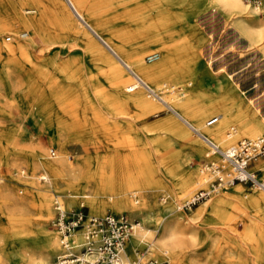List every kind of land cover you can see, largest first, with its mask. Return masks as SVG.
<instances>
[{
  "label": "bare ground",
  "instance_id": "bare-ground-1",
  "mask_svg": "<svg viewBox=\"0 0 264 264\" xmlns=\"http://www.w3.org/2000/svg\"><path fill=\"white\" fill-rule=\"evenodd\" d=\"M31 1L0 0V33L13 29L12 26L21 25L25 27L27 35L24 43L0 47V56L14 57L17 54L28 58V93L33 117L45 112L48 100L60 82L55 81L53 71L59 70L62 75L75 81L81 91L82 104L90 106L95 116L104 113L101 112V105L111 108L113 115L120 112L123 114L124 109L130 105L150 111L156 107L153 102L156 100L197 136L188 143V148L198 156L202 151L205 155L209 149L203 150L205 144H214L218 153L233 145L231 143L223 148L220 146L221 135L227 127L224 140L231 139L234 132L236 136L246 134L250 138L264 132V115L258 108L257 100L245 95V90L234 80L231 72L222 73V66H213L215 59L214 55L209 54L210 41L209 37L204 36V30L197 26L192 16L176 19L175 7L180 3L178 0H42L44 3L39 1L35 9L24 7ZM205 2L213 12L220 15L222 13L230 20L237 38L244 40L246 45L255 47L264 57V9L258 10L244 0ZM150 6L152 10L153 7L157 8L154 18L159 27L151 45L146 48L151 47L161 53V57L153 63H147L141 54L132 52L131 47L127 46L132 40L129 36L143 33L141 22L144 15H149ZM21 9L34 14L26 16ZM196 10L195 8L192 13ZM46 12L51 14L61 29H66L74 37H81L91 60L104 65L99 72L106 80L105 85L97 80L94 83L91 75L76 76L71 70H66V67L64 69L62 64L53 65L51 59L42 58L43 50L54 43L44 27L43 17ZM181 21L186 24L183 25ZM34 33L42 39L40 48L35 45ZM103 47L108 53L103 52ZM212 81L215 82L216 89H221V108L217 112V120H221L209 126L208 120L203 121L202 118L217 107L208 94L207 86H213ZM56 101L64 111L77 102L73 97L65 100L57 98ZM118 142L112 149L107 147L103 156L96 151L91 156L76 155L73 158L60 144L61 151L53 159L46 161L39 157L42 146L33 148L32 155H29V167L32 170L42 168L43 172L39 173L37 179L44 178L45 181L39 185L36 180L29 208L24 204L27 201L24 197L14 198L7 208V227L12 235L9 247L6 248L5 243L0 242V264L8 261L11 264H48L50 253L58 256L62 252L57 236L45 227L47 218L54 212V200L67 208L79 201L80 205L87 204L94 213H103L105 210L117 213L127 211L131 217L143 218L151 204L149 198L145 192L141 193V200L132 199L131 196L145 190L147 175L140 168L146 163L145 157L140 155L141 151L126 154L121 152L120 146L135 144L130 138L126 142ZM8 161L11 163L10 159ZM180 164H187V160L179 161L178 165ZM255 168L261 169L263 172L259 175L264 176V159L256 162ZM199 171L197 173L194 168L184 174L177 183L176 190L170 192L176 209H179V199L194 188L199 177L202 178L201 170ZM195 175H198V179ZM191 194H186L185 197ZM255 197L258 203L264 204V194L257 193ZM161 199L164 200L165 197L161 196ZM224 203V197L216 196L207 209H200L199 212L214 213L220 209L223 212ZM170 204L164 206L165 214L154 221L158 226V233L155 241L153 235L150 243H147L149 252L158 257L170 250L175 256V264L192 263L193 259L184 258L179 250L184 243L195 244L198 239L196 227L187 226L179 220L181 217L178 219L176 215H170ZM223 214L221 219L224 226L220 232L224 239L223 245L230 249V233L234 232L229 229L232 219L229 214ZM144 230L145 227L140 222L139 228L132 234L128 254H135L141 248L133 247V244H143L144 239L141 238L149 229ZM230 258L232 260V256L227 257Z\"/></svg>",
  "mask_w": 264,
  "mask_h": 264
},
{
  "label": "rangeland",
  "instance_id": "rangeland-1",
  "mask_svg": "<svg viewBox=\"0 0 264 264\" xmlns=\"http://www.w3.org/2000/svg\"><path fill=\"white\" fill-rule=\"evenodd\" d=\"M39 1L41 4L44 3L42 0H32L24 7L35 9ZM102 1L100 0V2ZM178 2L181 4L179 3L175 7L176 19L181 20L187 15L192 16L191 18L197 26L204 30V36L209 37V54L214 55L213 59H215L213 66H222V73L231 72L234 80L245 90V95L257 100L258 108L260 107L259 110L264 115V57L255 47L248 46L244 40L237 38L230 20L222 13L220 15L213 12L205 0H178ZM150 8L149 15H144L141 22L143 33L138 36L135 34L129 36L132 40L127 45L131 47L132 52L141 54L144 60L146 55L156 52L157 58L152 61L145 60L147 63H153L161 57V53L157 49L146 48L151 45L159 27L154 18L157 8L153 7V10L151 6ZM195 8L197 10L193 14L192 11ZM21 11L26 16L34 14L26 13L22 9ZM43 23L45 29L53 37H49V39L54 40L53 44L43 50L41 56L44 60L51 59L53 65L62 64L64 69L66 67V70H71L76 76L91 75L94 83L97 80L101 84H106L105 78L99 72V69L104 65L91 60L81 37H74L66 29H61L48 12L43 17ZM181 23L186 24L184 21ZM12 28L0 33V47L27 41V35L26 37L19 36V33L26 32L24 26L15 25ZM7 36L10 39H7ZM33 38L36 47L40 48L39 46L43 44L42 39L35 33ZM204 45L205 42L202 43V46ZM102 49L103 52L108 53L105 47ZM113 62L116 63L115 60ZM28 67V58L25 56H17V54L14 57L4 56L1 58L0 56V242L5 243L6 248L9 247L12 235L7 227V208L16 197H24L27 200L24 204L29 208L33 200V193H35L33 186L36 185V180L39 185L45 181L41 178L37 179L39 173L43 172L42 168L32 170L29 167V155H32L34 147L42 146L39 157L44 161L53 159L52 157L61 151L60 144L63 145L67 153L71 154L72 158L76 155L78 157L91 156L96 151H99V155L103 156L107 147L112 149L116 143H119L118 141L126 142L130 138L135 144L120 146L122 147L121 152L123 154L130 151L142 152L140 155L145 157L144 162L146 163L140 168L146 172L148 180L144 184L145 190L139 191L131 198L141 200V193L145 192L151 202L143 214V218L134 217L138 218L145 230H149H144L145 236L141 238L144 239L143 244H133V247L143 248L144 245L150 243L151 237L154 236V241L156 240L158 226L154 221L165 214L164 206L171 203L170 215L181 217L178 219L187 226H195L198 234L195 244L184 243L180 250L178 249L184 258L193 259L192 263L190 261V263L183 264H264V204L258 203L255 197L257 193L264 194V191L248 190L243 184H233L225 190L213 193L208 200L193 206L189 211L176 209L175 201H171L172 194L170 192L176 190V185L182 176L194 168L197 173L200 172L202 164L207 161L208 157L204 155V151L199 156L189 151L188 143L196 139L197 136L187 130L184 124L167 108L153 100L156 107L150 111L130 105L124 109L123 114L120 112L112 115L111 108L101 105V112L104 113L101 116H95L94 110L90 106L82 104L81 91L75 81L62 75L59 70H54L55 81L60 80L57 83L59 86L50 96L43 115L40 113L39 118L38 116L35 118L31 112L28 93ZM124 71L127 73L126 70ZM214 84L215 82L212 81L213 86H207V88L210 99L215 102L217 107L208 112L202 118L203 121L212 116H218L217 112L221 108V89H216ZM70 97L76 99L77 102L66 111L61 110L56 99L65 100ZM220 120L221 118H218L210 125H214ZM177 128L180 130L178 131ZM226 130L228 127L221 135V148L231 143L236 144L242 138H250L246 134L236 136L234 132L231 139L224 140ZM263 134L264 132L258 135ZM206 148L208 146L205 144L203 150ZM50 150L54 151L53 155L50 154ZM263 158L264 154L251 159L249 170L254 172L257 178L264 180V176L259 175L263 171L255 168L256 162ZM8 159L11 160V163ZM183 159L187 160V164L178 165V162ZM212 159L217 161L219 154L211 155L210 160ZM195 178L198 179V175H195ZM202 184L205 187L208 186V182ZM199 185H193L194 188L186 194L196 191ZM186 194L179 199V202L187 198ZM161 196H164L165 199L162 200ZM216 196L225 198V203L222 206L223 212L221 209L214 213L199 212L200 209H207ZM49 198H52L51 192ZM83 204L80 205V202L77 201L74 206L70 207L83 206L94 215H103L108 212L117 213L113 210L94 213L91 212L87 204ZM223 213L229 214L232 219L229 229L234 232L230 233V249L223 245L224 239L220 232L224 226L223 219H221ZM53 215L54 212L47 218L45 227L57 236L50 223ZM167 251V254L158 257L150 251V256H155L159 261L165 259L170 264H175L173 252ZM49 256L48 264L54 260L56 254L50 253ZM128 256L132 258L134 254H128ZM228 256H232V260L231 258L227 259ZM6 264L11 263L8 261Z\"/></svg>",
  "mask_w": 264,
  "mask_h": 264
},
{
  "label": "built area",
  "instance_id": "built-area-1",
  "mask_svg": "<svg viewBox=\"0 0 264 264\" xmlns=\"http://www.w3.org/2000/svg\"><path fill=\"white\" fill-rule=\"evenodd\" d=\"M244 1L258 10L264 9V0ZM19 36L24 37L26 33L21 32ZM145 58L146 61H152L157 58V53L148 54ZM216 120L217 116H212L207 124ZM208 148L205 153L208 159L200 169L204 173H201L202 178L197 183L200 185L189 197L180 201V210L189 211L193 206L208 200L214 192L237 183L243 184L248 190L264 191V180L249 170L251 159L264 154V134L238 140L220 153L214 144H209ZM50 154L53 155L54 151L50 150ZM213 154H219L217 161L210 160ZM206 182L207 187L202 184ZM53 207L54 215L50 223L58 236L62 252L50 264H170L165 259L159 261L150 256L149 243L137 249L132 258L128 256L132 234L139 228L140 221L127 212L94 215L83 206L67 208L57 200L53 201Z\"/></svg>",
  "mask_w": 264,
  "mask_h": 264
},
{
  "label": "crops",
  "instance_id": "crops-1",
  "mask_svg": "<svg viewBox=\"0 0 264 264\" xmlns=\"http://www.w3.org/2000/svg\"><path fill=\"white\" fill-rule=\"evenodd\" d=\"M264 159V158H263Z\"/></svg>",
  "mask_w": 264,
  "mask_h": 264
}]
</instances>
